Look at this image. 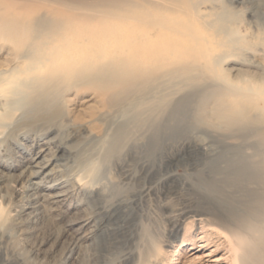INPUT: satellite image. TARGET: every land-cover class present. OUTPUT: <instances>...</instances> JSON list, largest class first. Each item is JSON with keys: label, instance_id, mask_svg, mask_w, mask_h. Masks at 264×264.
Here are the masks:
<instances>
[{"label": "rangeland", "instance_id": "1", "mask_svg": "<svg viewBox=\"0 0 264 264\" xmlns=\"http://www.w3.org/2000/svg\"><path fill=\"white\" fill-rule=\"evenodd\" d=\"M63 1L27 0L39 7L66 10ZM213 1L201 3L200 7L213 12L219 1L228 0ZM263 2L233 0V23L242 39L227 46L212 44L214 70H193L195 77L185 82L173 79L167 87L162 82L161 91L168 93L167 105L183 97L191 100L186 118L195 125L174 133L152 155L145 145L129 142L102 160L111 132L106 117L113 113L112 109L106 107L100 92L91 86L77 84L64 93L62 117L57 120L58 136L76 137L78 142L63 152L68 160L54 176L68 177V182L51 189L45 185L37 189H71L56 203L44 195L34 221L24 219L28 208H24L21 182L26 175H18L26 150L34 147L35 136L28 123L33 114L32 104L24 97L30 90L0 97V102L3 98L12 106L11 116L6 119L9 126H0V264H264L259 257L264 222L253 219L255 225L238 231L217 201L198 186L197 179L199 171L203 177L209 176L210 164L217 154L236 148L240 142L251 145L257 139L255 132L264 131L261 99L242 100L249 118L246 135L226 128L214 115L221 103L230 107L245 95H255L260 80L264 81ZM77 7L76 11L88 10L93 14L102 8L93 4ZM22 51L6 40L0 48V69L16 64V55ZM197 63L204 66L205 61L200 59ZM200 106L204 118L197 121L192 114ZM135 135L140 138L142 129ZM127 171L134 176L126 177ZM76 177H83L85 182L78 186ZM143 184L152 188L148 195L140 197L138 189ZM246 187L233 191L241 195L240 203L252 208L257 203L254 196L264 195V185L250 183ZM126 198L131 200L127 202ZM107 203H113L109 212L100 209ZM86 213L105 220L109 227L99 228L88 239L80 240L69 254H60L78 225L69 220Z\"/></svg>", "mask_w": 264, "mask_h": 264}, {"label": "bare ground", "instance_id": "2", "mask_svg": "<svg viewBox=\"0 0 264 264\" xmlns=\"http://www.w3.org/2000/svg\"><path fill=\"white\" fill-rule=\"evenodd\" d=\"M206 1L215 3L213 0H65L67 9L60 10L32 5L27 0H0V48L8 40L23 49L16 55L19 58L16 64L0 69V97L29 89L24 97L30 100L33 111L28 123L35 136L34 147L26 150L23 168L18 173L20 177L26 175L21 182L24 208H28L23 211L24 219H36L44 195L56 203L71 189L65 186L52 192L38 191L43 185L51 189L68 182V177L55 179L54 175L68 160L63 152L78 141L69 135L58 136L57 120L62 117L64 93L77 84L98 90L103 103L113 112L106 117L111 132L102 160L129 142L145 145L147 153L152 155L174 133L195 125L186 118L191 100L186 96L167 105L168 93L161 91L162 82L167 87L173 79L185 82L195 77L197 73L193 74V70L198 73L204 67L207 71L214 70L212 44L227 46L242 39L233 23L236 16L233 0L219 1L213 12L200 7ZM92 4L102 8H97L99 11L94 14L88 10L76 11L77 6L86 8ZM200 59L205 61L204 66L197 63ZM260 82L264 84L262 79ZM261 84L255 88V95L239 97L241 100L230 107L222 103L216 107L214 115L220 123L246 135L249 118L242 100L261 99L264 109ZM1 99L0 126H9L6 119L12 113L11 102ZM203 113L200 106L195 114L193 111L192 118L201 120ZM140 129L142 135L137 138L135 134ZM255 135L257 139L251 145L240 142L236 148L217 154L210 164L209 176L203 177L202 171L197 175L198 186L217 201L238 231L251 228L259 220L264 222V195L254 196L257 203L250 208L240 203L241 195L233 191L250 183L264 185V131L257 130ZM124 175L133 177L134 173L127 171ZM84 182L83 177L76 179L77 185ZM151 188L143 184L138 189L139 196L148 195ZM102 206L100 209L109 212L113 203ZM253 219H257L255 223ZM74 222L78 223L76 232L60 249V254H69L80 240L88 239L99 228L109 227L105 220H97L91 213L69 220ZM260 232L264 236V226ZM259 257L264 260V242Z\"/></svg>", "mask_w": 264, "mask_h": 264}]
</instances>
